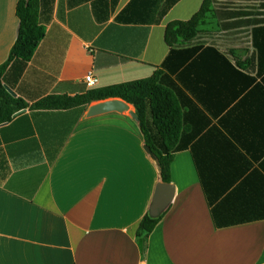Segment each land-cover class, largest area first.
I'll list each match as a JSON object with an SVG mask.
<instances>
[{"label": "crops", "instance_id": "obj_1", "mask_svg": "<svg viewBox=\"0 0 264 264\" xmlns=\"http://www.w3.org/2000/svg\"><path fill=\"white\" fill-rule=\"evenodd\" d=\"M19 1L0 0V68L19 34ZM203 2L39 0L46 35L30 61L7 65L2 85L31 107L84 94L90 72L93 89L150 78L170 53L167 25L189 21ZM262 13L215 19L217 38L199 35L191 47L203 51L185 63L177 55L165 70L183 148L171 168L174 199L149 235L139 226L162 181L133 106L95 117L88 111L99 102L28 108L1 123L0 264H264V90L254 45L264 42Z\"/></svg>", "mask_w": 264, "mask_h": 264}, {"label": "trees", "instance_id": "obj_2", "mask_svg": "<svg viewBox=\"0 0 264 264\" xmlns=\"http://www.w3.org/2000/svg\"><path fill=\"white\" fill-rule=\"evenodd\" d=\"M16 14L20 20L17 40L11 50L8 62L0 68V124L11 120L14 113L26 110H67L81 106H91L93 103L112 99H120L135 108L138 124L144 136L146 145L158 159L160 179L171 183V168L176 153L182 151L181 135L183 113L175 92L166 80L165 70L175 56L183 55V63L200 53L202 45L191 47L192 42L201 34L211 30L205 29L212 22L223 16L240 14L254 15V12H240L224 8L217 9L213 0H204L200 10L189 21H174L167 25L165 42L170 49L164 64L156 68L150 78L130 81L109 87L90 88L84 94L75 97L49 96L31 107L21 99H13L2 85V75L7 65L13 59L30 61L38 46L46 35L45 28L39 21V0H20ZM264 15V13L260 14ZM257 24L264 25V17ZM264 32V27L257 29ZM257 61L263 74L264 90V42L262 45L255 39ZM190 47V48H187ZM181 54V55H180ZM253 57L252 62H254ZM264 94V91H263ZM152 218L147 214L140 223L139 232L149 235L162 220Z\"/></svg>", "mask_w": 264, "mask_h": 264}, {"label": "water", "instance_id": "obj_3", "mask_svg": "<svg viewBox=\"0 0 264 264\" xmlns=\"http://www.w3.org/2000/svg\"><path fill=\"white\" fill-rule=\"evenodd\" d=\"M10 93H12L10 91ZM13 94V93H12ZM25 110H22L23 112ZM130 111V105L120 99H112L107 101H102L92 105L88 111V117H95L98 115L108 114V113H125ZM132 117L138 122V117L134 111H130ZM146 150L150 153L152 158L157 162L158 159L151 151V149L146 146ZM175 196V188L171 183L161 182L158 184L153 203L150 209V216L152 218H159L170 206Z\"/></svg>", "mask_w": 264, "mask_h": 264}, {"label": "rangeland", "instance_id": "obj_4", "mask_svg": "<svg viewBox=\"0 0 264 264\" xmlns=\"http://www.w3.org/2000/svg\"><path fill=\"white\" fill-rule=\"evenodd\" d=\"M263 4H264V0H224V1L218 2V5H216V8L219 9L222 6L224 8L228 7L232 9H247V11L249 12H255L257 10L258 12L259 10H264V8L262 7ZM243 5L244 6L246 5V6L243 7ZM207 29L211 30L210 32H208V35L211 34L212 38H217L216 35L219 31V28L216 23L212 22V24L209 25ZM222 35L223 34H220L219 37H221Z\"/></svg>", "mask_w": 264, "mask_h": 264}, {"label": "built area", "instance_id": "obj_5", "mask_svg": "<svg viewBox=\"0 0 264 264\" xmlns=\"http://www.w3.org/2000/svg\"><path fill=\"white\" fill-rule=\"evenodd\" d=\"M88 88H94L98 85V78L94 76L92 72L88 73L84 79Z\"/></svg>", "mask_w": 264, "mask_h": 264}]
</instances>
